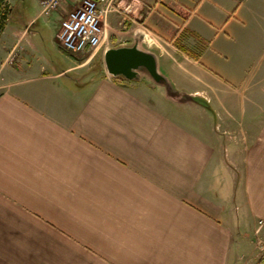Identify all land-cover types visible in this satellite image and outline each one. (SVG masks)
Wrapping results in <instances>:
<instances>
[{"label": "crops", "instance_id": "crops-1", "mask_svg": "<svg viewBox=\"0 0 264 264\" xmlns=\"http://www.w3.org/2000/svg\"><path fill=\"white\" fill-rule=\"evenodd\" d=\"M75 1L69 64L0 35V264H264V0H117L167 85L77 74Z\"/></svg>", "mask_w": 264, "mask_h": 264}, {"label": "rangeland", "instance_id": "rangeland-1", "mask_svg": "<svg viewBox=\"0 0 264 264\" xmlns=\"http://www.w3.org/2000/svg\"><path fill=\"white\" fill-rule=\"evenodd\" d=\"M78 4L79 0H76L73 8L78 6ZM6 7L8 9L11 8L7 29L11 27L20 28L28 25L31 30L29 37L14 47L10 60L16 59L15 53L18 52L22 56L24 55V58L22 57L23 61H21L22 66L26 62H29L34 65L43 64L48 69L50 67H62L64 64L70 63V59L66 57L60 60V55H58L57 50L51 45V42L54 41L56 29L60 23L59 9L47 13H40L39 0H8ZM117 17H120L117 13H110L108 15V26L106 27L107 40L105 44L84 67L76 71L77 74H80L82 77H92L102 70L104 49L112 45L111 37L116 33L112 28L121 29L122 27L118 23L121 17ZM6 32L7 35L9 30ZM118 36L121 41H125V34L118 33ZM76 56L78 57V62L82 63L87 61L91 54L87 53ZM8 62L10 61L8 60ZM145 81L146 79L142 78L140 82L143 83Z\"/></svg>", "mask_w": 264, "mask_h": 264}, {"label": "built area", "instance_id": "built-area-1", "mask_svg": "<svg viewBox=\"0 0 264 264\" xmlns=\"http://www.w3.org/2000/svg\"><path fill=\"white\" fill-rule=\"evenodd\" d=\"M66 0H40V12L57 10ZM119 8L117 0H81L67 14L58 33L60 46L73 55H94L107 40L108 15ZM260 221V225H262Z\"/></svg>", "mask_w": 264, "mask_h": 264}, {"label": "water", "instance_id": "water-1", "mask_svg": "<svg viewBox=\"0 0 264 264\" xmlns=\"http://www.w3.org/2000/svg\"><path fill=\"white\" fill-rule=\"evenodd\" d=\"M141 39L137 34L131 44L107 48L104 52L107 73L123 81H138L146 74L155 83L167 85V79L158 70L156 55L140 47Z\"/></svg>", "mask_w": 264, "mask_h": 264}, {"label": "trees", "instance_id": "trees-1", "mask_svg": "<svg viewBox=\"0 0 264 264\" xmlns=\"http://www.w3.org/2000/svg\"><path fill=\"white\" fill-rule=\"evenodd\" d=\"M7 1L8 0H0V35L5 29L10 16L11 8H7ZM182 51H185L181 46L178 47ZM116 79V78H115ZM118 80V79H117Z\"/></svg>", "mask_w": 264, "mask_h": 264}, {"label": "bare ground", "instance_id": "bare-ground-1", "mask_svg": "<svg viewBox=\"0 0 264 264\" xmlns=\"http://www.w3.org/2000/svg\"><path fill=\"white\" fill-rule=\"evenodd\" d=\"M69 57V56H68Z\"/></svg>", "mask_w": 264, "mask_h": 264}]
</instances>
